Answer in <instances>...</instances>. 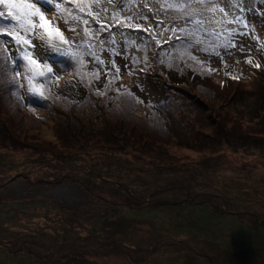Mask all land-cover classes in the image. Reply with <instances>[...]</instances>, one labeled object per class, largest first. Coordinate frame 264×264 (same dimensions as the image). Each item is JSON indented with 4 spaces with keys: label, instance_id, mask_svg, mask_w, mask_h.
<instances>
[{
    "label": "rangeland",
    "instance_id": "1",
    "mask_svg": "<svg viewBox=\"0 0 264 264\" xmlns=\"http://www.w3.org/2000/svg\"><path fill=\"white\" fill-rule=\"evenodd\" d=\"M28 1L44 17L54 8L47 0ZM144 1L148 7L134 0L113 15L121 12L119 19L125 24L131 18L154 27L156 19L161 20V26L178 31L188 24L196 26L194 55L212 66L236 65L252 71L247 60L253 63L258 44H264V0H241L243 12L230 6L234 0H220L214 5L217 11L196 15L199 24L180 9L161 10L163 0ZM60 6L67 9L66 3ZM222 7L232 15L246 16L249 31L229 23L232 15L225 18L219 11ZM0 12L6 25L16 23L4 9ZM51 18L55 32L34 29L33 37L24 39L31 41L28 47L33 58L42 68L45 64L51 67L57 77L74 62L61 67L45 54L61 42L59 28L64 25L60 18ZM32 20L36 24L41 18ZM106 22L112 27L104 31L96 24L87 25L89 31L74 53L89 67L120 74L148 102V109H157L137 86L142 75L133 68V60L147 52L141 37L129 27ZM232 28L249 32V36L236 35L232 40L235 47L225 48L221 41ZM123 35L131 40L128 53ZM2 38L13 40L8 35ZM241 46L248 50L241 51ZM4 47L6 56H16L17 64L24 63L9 44ZM19 71L17 79L24 84L22 68ZM9 77L0 67V87H16L7 83ZM36 81L46 83L42 77ZM190 82L191 88L198 86V81ZM152 88L144 87L147 94ZM152 92L155 100L150 99L157 101L160 90ZM200 93L196 90L195 94ZM208 103H213L209 97ZM189 110L200 114L198 107ZM89 116L78 111L54 116L49 124L30 118L37 130L29 135L24 128L15 127L22 118L3 116L7 126L14 124L15 131L9 126L5 131L9 148L0 147V264H264V126L245 128L250 135L237 137L235 148L215 144L200 149V139L188 132L184 137L193 140L190 149L146 139L125 147L103 140L92 149L74 151L83 143L73 141L69 134L89 136ZM213 117L216 119L215 114ZM72 121L75 125L65 131L68 139L61 141L55 131L51 133L50 128L72 126ZM173 125L181 126L182 120L174 118Z\"/></svg>",
    "mask_w": 264,
    "mask_h": 264
},
{
    "label": "trees",
    "instance_id": "2",
    "mask_svg": "<svg viewBox=\"0 0 264 264\" xmlns=\"http://www.w3.org/2000/svg\"><path fill=\"white\" fill-rule=\"evenodd\" d=\"M132 1L134 0H59L58 4L66 3L67 9L54 7L48 13V17L36 23L38 27L34 29L45 28L47 32L52 33L56 28L53 29L54 24L51 25L52 21L49 20L52 19L51 17L61 19L64 25L59 28V34H62L69 43L65 44L61 41L45 54L61 67L70 61L74 64L57 77L52 72L46 73V76L42 77L46 80L45 84H38L35 79L34 84L39 88V93L29 92L26 81L24 88L0 87V128L3 129V135L0 129V138L3 136L5 139L0 140V147L9 148L6 146L8 136L5 131L10 125L7 126L3 116L8 120L22 118L15 127L21 130L24 128L27 132L25 134L29 135L32 130H37L36 123H32L30 118L49 124L54 116L60 117L78 111L89 113V125L86 128L92 133L85 136L71 131L69 134L72 135L73 141L83 143L74 150L80 152L92 149V146L103 140L125 147L131 143L138 145L142 140L152 139L163 143L166 141L176 148L190 149L193 140L184 137V133L188 132H193V136L200 139V149L208 145L214 147L215 144L221 148L228 145L235 148L239 144L237 137L250 135L245 132L247 128H254L255 125L264 126V47L259 44L256 54H253L255 56L253 63L246 64L252 68L249 73L247 69L242 71L236 65L212 66L207 59L201 60L194 55L192 48L197 35L196 26L191 27L188 24L178 31L170 28L169 25L161 26L159 23L161 20L156 19L158 24L155 27L145 25L144 22H139L141 25L139 29L129 27L135 36L141 37L140 42L147 50L142 58L137 57L133 60V68L142 75L141 82H138L137 86L149 98V104L154 103L157 106L154 110L151 107L148 109V102L145 103L133 92L120 74L106 71L103 67H89L85 61H81L79 55L62 54L69 48L72 52L75 51L74 47L76 48L86 35L87 25L96 24L99 29L100 23H106L105 25L108 26L106 21H112L113 14L127 8ZM8 2L16 1L8 0ZM144 2L141 0V3L148 7ZM187 2L193 4L194 10L198 11L194 0ZM0 8L9 15V9L4 3H0ZM90 13L92 15H89ZM97 13L100 16V23L96 22ZM120 15L121 12H117V16ZM73 17H81V19H73ZM189 18L195 24L199 20L196 15ZM40 25L43 27H39ZM4 26H7L5 20L0 17V27ZM34 29L28 33L20 29L18 34L28 38L34 34ZM244 29L249 31L248 27H243ZM4 35L0 34V39H3ZM122 39L125 51L128 53L132 46L131 40L126 35H123ZM11 41L9 45L15 54L17 45L14 40ZM84 47L89 48L86 44ZM193 57L195 59H192ZM256 64L260 67L253 66ZM11 66L9 62V67ZM220 68L221 73H219ZM5 74L14 75L11 71ZM22 74L26 75L23 68ZM190 81H198V86L191 88ZM258 84L260 87H256ZM148 85L153 87L152 91L160 90L157 93L159 95L157 101H153L154 92L148 91V94L145 92L144 87ZM196 90L201 93L195 94ZM12 91L17 92V96H14ZM184 96H188L191 100L184 99ZM208 97L212 99V104L208 103ZM87 98L91 100L81 105ZM197 107L200 109L198 116L189 110ZM214 114L216 119L213 117ZM72 117H76V120L79 118L77 115H71L70 118ZM174 118L182 120V125L172 126ZM68 124L62 128L59 126L50 128V131L51 133L55 131L61 141H64L69 136H66L65 131L73 127L75 122L72 121V126ZM11 128L15 131L14 124ZM72 140L67 141L72 142Z\"/></svg>",
    "mask_w": 264,
    "mask_h": 264
},
{
    "label": "snow or ice",
    "instance_id": "3",
    "mask_svg": "<svg viewBox=\"0 0 264 264\" xmlns=\"http://www.w3.org/2000/svg\"><path fill=\"white\" fill-rule=\"evenodd\" d=\"M0 3H4L5 7L9 9V17L11 18V20L16 22L4 27H0V34H5L12 37V39L15 41L17 45L16 51L19 57L24 62L22 64H17L16 56H6L5 53L7 52V48L4 46L11 43L12 41L0 39V67L4 68L5 73H7L8 71L14 73V75L9 77L7 83L12 84L18 88H24L25 86L17 79V77H19L21 74L19 69L23 68L24 72L26 73V75L24 76V80L27 83L28 91L32 93H39V88L36 87V85L34 84V80L36 79L37 76L45 77L46 73L52 72V68L49 67L47 64H45L43 70H41V65L39 64L37 59L33 58V53L29 50L28 46L31 44V41L28 39H24L22 36L18 34V32L20 29H23L25 33H28L32 31L34 28L38 27V25L33 23L32 18L34 16H39L42 20L44 19V13L34 3L8 2V0H0ZM47 3L53 4L54 7L57 9L61 7L58 3H55V0H47ZM218 3H220V0H194V4L196 8H198V12H197L196 10H194L193 4H188L187 0H163V3L161 4V10H163L164 8L167 9L179 8L182 10L183 14L189 16H195L198 14L202 15L205 12L217 11L214 5ZM186 4L187 7H185ZM230 6L234 8H239L241 12L244 11V9L241 7V0H234V2ZM219 11L225 14V18L228 15H232V13L226 12L225 8L223 7L220 8ZM89 15L92 14L90 13ZM3 16L4 13L0 12V17ZM73 19H81V17H73ZM111 19L114 25H119L121 27H131L136 29L141 28V25L139 23L132 22L131 18H127L129 20L127 24H125L123 21H120L119 17L116 15H113ZM96 22L100 23L99 13L96 14ZM233 22L237 25H241L242 27L249 26L248 18L246 16H241L239 14L232 15V21H229V23H233ZM199 23H201V21H197V24ZM110 26L111 25L106 26L105 24L100 23V30L104 31L106 30V27H110ZM39 27H43V26L40 25ZM87 31L88 30L85 29L86 35H87ZM46 35L50 36V34L47 33ZM236 35H239L241 37L249 36V32H245V31L238 32L236 28H232L229 31L228 35L224 37L223 41H221V46L225 48L235 47V45L232 43V40L235 38ZM41 39H43V37H41ZM60 39L65 44L69 43V41H67L62 34H60ZM21 44L24 45L23 48L20 47ZM241 44H243V42H241ZM261 47H264V44H262ZM240 50L247 51L248 49L243 48L241 46ZM57 51H59V49H57ZM62 54L73 55V56L78 55L77 53L72 52L70 48L65 52H63ZM192 59L195 58L193 57ZM9 62H11L12 64L11 67H9ZM247 62L250 65L252 64L251 59H248ZM253 66L256 68L260 67L259 64Z\"/></svg>",
    "mask_w": 264,
    "mask_h": 264
}]
</instances>
